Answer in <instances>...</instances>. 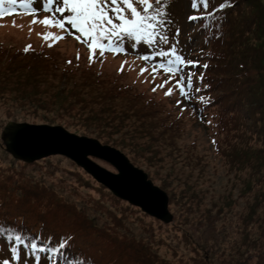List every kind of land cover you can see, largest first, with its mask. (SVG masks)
I'll return each mask as SVG.
<instances>
[{
    "label": "trees",
    "instance_id": "obj_1",
    "mask_svg": "<svg viewBox=\"0 0 264 264\" xmlns=\"http://www.w3.org/2000/svg\"><path fill=\"white\" fill-rule=\"evenodd\" d=\"M178 2L183 4L185 28L169 20L173 17L172 4ZM221 3L225 4L223 9L219 8ZM197 4L198 7L192 9L191 0H166L168 28L161 31L176 36V43L186 56L199 59L200 65H209L206 70L201 66L193 69L197 75L204 73L199 83L207 84L208 88H202L201 93H194L191 101H185L200 119L202 112L216 117L215 129L219 133L214 132L211 137L213 150L223 153V158L239 167L238 170L245 167L248 171L242 179L246 200L238 220L231 219L233 200L230 197L218 205L206 202L205 194L194 191L188 181L184 183L185 188L175 194L165 180L157 179L168 194L169 204L176 207L173 219L160 224L180 221L190 232L183 231L181 236L191 245L192 255L167 257L154 247L158 241L152 229L142 227L138 236H129L124 232V218L113 217L108 212V219L115 227L110 232L108 228L96 226L93 219L79 211H69L68 207L51 209L45 205L38 183L6 179L0 181V247L5 245L12 253L23 252L30 264H66L69 260L79 264H188V261L191 264H264V0H208L207 9L199 0ZM134 6L139 8L138 4ZM112 7L111 0H106L110 14ZM206 11L213 12L206 20L189 19ZM25 46L28 45L8 47L0 42V105L9 111L16 103L15 111L10 113L12 119H21L20 108L34 114L59 109L61 115L91 120L89 127L73 128L75 133L93 136L122 151L125 145L111 135L126 129L135 138H143L147 145L142 148L154 159L163 151L162 158L177 155L188 166L202 165L194 142L183 149L178 143L186 120V107L179 106L178 100L157 101L132 84L120 82L117 76L85 66L78 59L61 58L31 44L28 51H24ZM152 47L160 50L155 45ZM94 53L101 55L98 50ZM145 54L151 55V52L141 53L140 57ZM161 59L152 57L149 61L155 65ZM55 79L58 85L53 83ZM175 90L179 94L178 89ZM200 95L205 97L203 102L198 100ZM173 105L183 110L177 107L176 112ZM54 120L45 117L42 122L65 124ZM105 129L110 133H103ZM229 133H232L231 138ZM253 136L258 139L251 144ZM235 138L239 143L234 145L231 139ZM124 153L132 164L139 165L131 153ZM142 164L139 167L145 171ZM146 173L152 181L150 173L147 170ZM179 211L181 219L175 215ZM68 212L71 217L67 216ZM174 229L177 230L176 224ZM194 230L202 231V240L210 244L208 254L202 251L204 243L192 239ZM230 230L240 235L235 248L225 245L220 238V234H228ZM15 234H20L25 243H17ZM94 235L102 237V242H94ZM34 240L38 246L35 252L31 248ZM61 244L65 246L61 248ZM107 245L110 247L105 250ZM41 246L46 250L39 251ZM52 248L57 251L47 250Z\"/></svg>",
    "mask_w": 264,
    "mask_h": 264
},
{
    "label": "rangeland",
    "instance_id": "obj_2",
    "mask_svg": "<svg viewBox=\"0 0 264 264\" xmlns=\"http://www.w3.org/2000/svg\"><path fill=\"white\" fill-rule=\"evenodd\" d=\"M33 2V7L37 9V12H40L42 10V0H33ZM133 2L135 3V0H133ZM55 4L61 5V0H54L53 4L50 6L51 10L54 9L52 7ZM172 5L173 17L169 19L170 22L172 24L177 23L179 25L178 27L185 28L186 24L184 22V15L182 16L183 4L178 2L177 4L173 3ZM35 17L37 19H32L31 16L22 15H12L11 17L1 18L0 42L8 47L12 45L19 48L31 44V47L45 49L61 58L77 59V56H79L78 60H80V63L83 65L100 69L110 76H117L120 82L132 84L137 90L142 91L146 96L153 97L157 101L166 100L173 103L174 100H179V106L186 107L184 111L186 120L183 122L184 131L181 138L178 140V143L183 149V146H191L194 142L198 156L202 159V165L190 164V166H188L183 158H180L177 155H169L168 158H162L160 155H164L165 152L163 151H161L162 153L160 155L158 154L156 156L157 159H154L152 154L150 155L146 153L148 151L147 149L142 148V145H147L143 138H135L132 135V132L126 129H124L125 131H119L117 134L112 133L111 136L113 138L121 140L125 145V148L122 151L117 147L115 148L123 153H131L132 157L140 162L139 165L142 163L144 164H142V166L146 167V170L150 173L152 182L155 185L159 186L160 179L165 180L169 185V188L175 194L180 193V190L185 188L184 183L188 181L193 186L192 189L194 191L205 194L206 197L203 196V199H205L206 202H215L216 204L221 205L220 203L224 201L223 199L230 197L231 200H233L230 208L231 211L229 212L231 219L238 220L239 213L243 210L246 200V195L243 193L242 179L247 176L246 174L248 171L245 167L238 170L239 167L233 166V164L230 165L228 159L223 158V153L218 154L213 150L211 137H214L215 133H219V130L215 129V121L217 119L214 115L202 112V119L196 116L197 113L193 111L191 107L187 106L185 100L180 98L175 90L174 83L169 82L164 85L163 88L156 87L155 91L152 90L154 86L160 85L163 80L168 79L163 71L159 70L155 80H153L152 68L154 65H152L150 61L145 62L140 58L141 53H149L154 50L152 45L145 46L141 42L137 48H132L130 43H126L125 47L127 53L116 54L107 50L104 55L92 53L93 58L90 61V51L89 49L84 48L87 46V42H85L83 38L78 40L85 44L84 46L74 41L73 38L76 39L79 33L74 29L72 30L67 23L65 24V28H68V30L71 31V34L56 41L51 47H49L48 45L50 41L44 40L43 34L47 32L56 34L59 31V28L55 26L49 27L40 23V21L43 20L41 15ZM34 20L36 21L35 23H33ZM187 30L189 33L190 30L188 27ZM165 34L169 36L170 43L172 41L174 43L177 42L176 36L171 37L169 34ZM155 46L159 49L167 47L160 44ZM118 67H122V70L120 71ZM141 68H146L147 71L141 73ZM53 83L58 85L59 81L55 79ZM169 87L173 88V92L171 95H165V92ZM13 106L16 107V103L13 104ZM15 107L10 108L8 111L6 107L0 105V132L8 121L13 120L18 122H28L31 124H42V119L45 117L48 119L53 118L55 119V122L59 121L65 123L61 124L64 128V125L68 124L70 127L66 129L70 132H73V128L82 129L84 126L89 127L91 125L90 119H86L85 121L80 120L83 119L81 117H69L68 114L61 115L62 112L59 111V109H52V111L49 112L38 111L37 114H34L29 110L25 111L23 108H20L18 114L21 119L15 120L12 119L10 115L11 111H15ZM177 107L178 106L174 107L175 111L178 110V108L179 110L182 109ZM92 122L95 127L96 125L94 124V121ZM103 133L110 132L105 129ZM223 135L224 132L221 134V137ZM228 136L231 138L232 133H229ZM257 139L256 136H253L251 144L256 143L255 141H257ZM231 141H234V145L237 142L239 143L238 138L231 139ZM155 150L157 151V148ZM125 155L127 156V154ZM92 159L100 166L114 171L110 164L97 158ZM139 165L135 166L140 168ZM146 170L143 171L146 172ZM10 173H14V175H8ZM6 179H15L14 181H18V183H38V191L42 196L45 205L49 206L51 209L68 207L69 211H79L80 214L85 215L91 220L93 219L96 226L108 228L110 232L115 227L112 226L108 219V212H110L112 216L114 215L115 217L124 218L122 222L124 232L129 236H138L142 227L152 229L155 240L158 241L155 242L156 244L154 247L158 249L159 253L164 254L167 257H172V254H177V256L189 258V256L192 255L191 245L185 243V240L181 236L183 231H188L187 225L180 224V221L170 225L160 224V220H157L142 211H138V207L115 197L108 189H102L100 183L96 182L81 167L77 166L72 160L63 155H50L26 163L14 159L9 153H7L0 140V181ZM114 197L119 201L114 199ZM168 210L172 214L173 219L176 207L168 202ZM179 214L180 211L175 215L181 219ZM67 216L71 217L69 212L67 213ZM175 224L177 230L174 229ZM230 231L225 235L214 233L216 235L220 234V238L226 243L225 245L233 246L235 248L236 244L240 242V235L236 233L235 230ZM193 232L194 236L192 239L204 243L202 240V231L194 230ZM188 233L190 234L189 231ZM207 238H209V236ZM93 241L101 243L102 237L94 235ZM108 247L110 246L107 245L105 250L108 249ZM115 251L118 252L117 249ZM202 251L208 254L210 252V244L204 243ZM213 259L216 260L217 257L214 256ZM188 264H191V261H188Z\"/></svg>",
    "mask_w": 264,
    "mask_h": 264
},
{
    "label": "snow or ice",
    "instance_id": "obj_3",
    "mask_svg": "<svg viewBox=\"0 0 264 264\" xmlns=\"http://www.w3.org/2000/svg\"><path fill=\"white\" fill-rule=\"evenodd\" d=\"M17 0H8L9 4H15ZM22 7L28 8L32 13H35L37 9L31 7L33 0H19ZM54 0H45L43 4L44 11H51L50 6ZM199 3L203 5L204 9L208 8V0H199ZM5 0H0V16L5 15L7 12L11 14L15 11L14 8L5 9ZM112 9L111 14L106 10V0H62V6L55 8V13L64 14L62 19H55L45 16L40 23L46 26H55L60 29L65 28V24L69 25L72 29L79 33L76 37L77 40L84 39L87 43V47L90 51L89 60L91 61L92 53L96 49L100 50L101 55L107 50L114 53H125L126 43H130L132 48H137L142 42L145 46L148 45H165L166 50L161 48L160 50H153L151 55L145 54L140 58L145 62L149 61L152 57L162 58L159 63L155 64L152 68L153 80L159 70H162L164 74H167L168 79L163 80L160 85L153 87V91L156 87L163 88L164 85L169 82H174V86L179 91V95L186 101H191L193 95L199 94L202 88H208L207 84L200 85V81L203 80L204 73L201 72L197 75L193 69L201 66L203 69L208 68V64L204 63L200 65L199 59H192L186 56L178 47L177 43L170 45V38L161 29H167V7L166 0H135L134 6L133 0H111ZM198 7L197 0H191V8L196 9ZM225 7L224 3L219 5L220 9ZM215 11V10H213ZM213 12H202L201 16H189L191 20H197L204 18L205 20L210 18ZM115 17V19L113 18ZM36 21L34 20L33 23ZM217 27H219L217 25ZM179 29H177V34ZM62 36H58L52 32L43 34V39L50 41L49 47L53 43L62 39ZM30 46H25L24 51H28ZM202 52V50H201ZM79 56H77V59ZM187 70V71H186ZM146 68H141L140 72L144 73ZM186 71V75H185ZM178 77V78H177ZM195 77V82H194ZM173 88L169 87L165 92V95H171ZM199 102H203L205 97L200 95L198 97ZM179 104L180 101L178 100ZM183 110V109H182ZM15 241L17 243H25L23 237L20 234H15ZM65 244H61L63 248ZM31 248L35 252L38 248L36 241H32ZM42 246L39 251L43 252ZM50 252H56V248L47 249ZM7 264V261H4ZM66 264H79L78 261L69 260Z\"/></svg>",
    "mask_w": 264,
    "mask_h": 264
},
{
    "label": "water",
    "instance_id": "obj_4",
    "mask_svg": "<svg viewBox=\"0 0 264 264\" xmlns=\"http://www.w3.org/2000/svg\"><path fill=\"white\" fill-rule=\"evenodd\" d=\"M5 151L14 159L30 163L50 155H63L81 167L115 197L138 207L147 215L168 223V197L141 168L119 149L98 139L68 131L61 125L8 121L0 132ZM92 158L110 164L108 170Z\"/></svg>",
    "mask_w": 264,
    "mask_h": 264
}]
</instances>
